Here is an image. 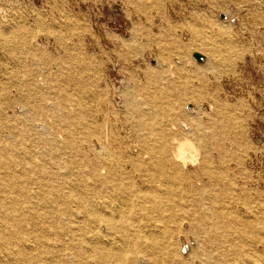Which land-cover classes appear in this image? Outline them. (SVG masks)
<instances>
[{"label":"rangeland","instance_id":"374dc122","mask_svg":"<svg viewBox=\"0 0 264 264\" xmlns=\"http://www.w3.org/2000/svg\"><path fill=\"white\" fill-rule=\"evenodd\" d=\"M2 149L0 264L264 260V0H0Z\"/></svg>","mask_w":264,"mask_h":264},{"label":"bare ground","instance_id":"6f19581e","mask_svg":"<svg viewBox=\"0 0 264 264\" xmlns=\"http://www.w3.org/2000/svg\"><path fill=\"white\" fill-rule=\"evenodd\" d=\"M19 24V23H18ZM13 34V33H12ZM2 41L4 43H6V46L8 47L7 49L8 50H13V45H14V41H13V37L10 36V37H3ZM19 104V103H18ZM53 114V113H52ZM31 123V122H30ZM32 124V123H31ZM33 125V124H32ZM39 125V124H38ZM142 125V128H143V131H146L147 133H151L152 135H156L158 137V139H163V135H164V130L163 128L160 127L159 124H150V122H146L144 120V122L141 123ZM32 130V129H31ZM87 136L90 135V130L87 129ZM93 133V132H92ZM140 137V136H139ZM60 138V136H59ZM51 140H54V139H51ZM186 140V139H185ZM55 141V140H54ZM137 141V140H136ZM140 142V139L138 140ZM161 141V140H160ZM57 145V144H56ZM149 150H152L150 148V146L148 145L145 149V151H149ZM162 151V154L161 156H159V161L161 162V164H164V162L166 161L165 157L163 156L164 155V150H160V152ZM30 153V152H29ZM34 153V152H33ZM35 154V153H34ZM101 154V153H100ZM18 153L11 151H7L2 149L0 150V170H2L3 168L4 169H7V170H10L11 168H13V166H16L18 167L20 164H23V160H19V158L17 157ZM107 156V155H106ZM31 157V156H30ZM145 157V156H144ZM144 157L140 156L139 157V160H141L140 164L139 163H136L134 166H136L137 168H140L142 167L145 171L148 172V170L150 168H148V163L144 161ZM32 158V157H31ZM174 161L180 165L182 168H186L188 166V163L190 162L191 164H196V162L198 161V158H197V152L194 151V145L192 143H190L188 140L185 141V142H179L176 149L174 150V153H173V157ZM30 161H33L30 160ZM42 162V160H40ZM101 163L99 164V166L97 167V169H95L97 172H100L101 170V174H104L105 173V176L103 177V181L105 183H108L110 181V177L111 175H115L118 168L119 167H122L124 165V160H120V159H115L113 157H109V158H104L103 159V155H102V159H100ZM152 162V161H151ZM154 162V160H153ZM32 163V162H30ZM25 164V163H24ZM46 167V166H45ZM35 164H34V167L31 168V170L29 171V176H24L23 175V172L21 170H19L18 172L17 171H11L13 174H11V180L8 179V181L12 182V181H18V180H22L23 183H25V180L26 178L30 177V173L31 172H34L33 170H35ZM15 172V173H14ZM4 174H0V178L3 177V179L7 180L5 178V172H3ZM43 173V172H42ZM129 173V172H128ZM94 174H97V173H94ZM4 175V176H3ZM8 176V175H7ZM54 176L59 180L61 178H64L60 175H57V174H54ZM43 177H44V174H43ZM47 178V177H46ZM34 179L36 181H41V179L38 177H34ZM98 180V179H97ZM46 181V179H45ZM99 181V180H98ZM32 183V181H31ZM156 187V186H155ZM35 194H36V191H35ZM39 195H37L38 197ZM10 205H8L7 207H4V212H1V213H4L1 218H0V222L4 225L5 222H2V219H7V221H12V224H16V227H20L21 224L20 222L16 221L15 219H11V218H14V214L15 213H18L19 211L23 210L22 209V206L19 204V199L16 198V197H13L11 199L10 202ZM32 204V203H31ZM154 207V206H153ZM152 207V208H153ZM61 209V208H60ZM65 209H67L66 207L64 208V212H65ZM158 209V208H157ZM108 216V215H107ZM170 217V216H169ZM122 219V218H121ZM159 219V218H158ZM81 222V221H80ZM160 223V222H159ZM185 225V224H184ZM158 227V226H157ZM37 228V227H36ZM159 228V227H158ZM158 228L156 230H158ZM162 228V226H161ZM165 229V228H164ZM162 230V229H161ZM80 231V230H79ZM160 231V230H159ZM154 232V231H153ZM163 232V231H162ZM165 232V230H164ZM168 232V231H167ZM155 233H157L155 231ZM65 234V233H64ZM84 235V234H83ZM167 235V234H166ZM6 236V234L4 235ZM8 236V235H7ZM128 236V234L126 235V237ZM91 237H94V239L98 238V235L96 236H91ZM129 237V236H128ZM0 240H2V237H1V234H0ZM7 240H5L4 242H6ZM85 241V239H84ZM95 241V240H94ZM53 243V242H52ZM97 249V248H96ZM18 250L19 248H17V250L15 251V256L13 257L12 254H10V257L13 264H21L22 260L25 261V264H30L31 263V260H36L35 257H27V255L20 252V255H18ZM90 251V250H89ZM95 251V250H94ZM21 258V259H20ZM37 258H41V254H39V256ZM8 260V259H7ZM23 261V262H24ZM264 260L262 258H251L249 261H241V260H238V264H264L263 262ZM12 264V263H11ZM37 264V263H36ZM160 264V263H159Z\"/></svg>","mask_w":264,"mask_h":264},{"label":"water","instance_id":"95a60500","mask_svg":"<svg viewBox=\"0 0 264 264\" xmlns=\"http://www.w3.org/2000/svg\"><path fill=\"white\" fill-rule=\"evenodd\" d=\"M193 58L196 60L197 63H198V62L201 63V62L204 61L205 56H204L203 54H201V53H195V54L193 55Z\"/></svg>","mask_w":264,"mask_h":264}]
</instances>
